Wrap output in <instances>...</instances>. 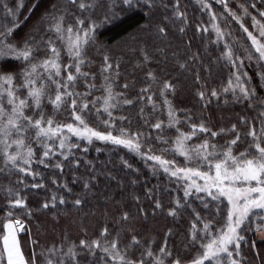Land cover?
Here are the masks:
<instances>
[{
  "label": "snow or ice",
  "instance_id": "snow-or-ice-1",
  "mask_svg": "<svg viewBox=\"0 0 264 264\" xmlns=\"http://www.w3.org/2000/svg\"><path fill=\"white\" fill-rule=\"evenodd\" d=\"M198 2L208 20L195 27L202 35L208 34L216 52L214 60L200 59L197 70L192 65L198 54L190 60L174 54L175 67L165 71L152 67L155 57L141 34L166 37L168 24L186 25L188 16L181 0H114L111 6L107 0L53 3L20 41L13 40V34L20 24L23 0L15 6L0 0V59L11 56L22 61L16 71L0 66V175L7 181L0 184L5 205L0 208L4 213L0 217V264H256V257L264 264V252L253 253L251 261L244 252L245 244L255 247L249 232L264 240V0ZM97 9H103L102 20L95 15ZM161 9L167 14L158 20ZM125 12L142 13L145 21L122 41L137 54L134 67L143 72L135 93L128 91L126 80L121 83L125 52L114 54L97 37L103 23ZM178 30L184 33L186 29ZM90 46L100 51L98 71L91 68ZM158 51L164 53V49ZM215 65L227 68V73L213 87L208 78ZM182 72L191 73L198 85L200 116L175 103L180 79L173 73ZM213 100L223 106L243 104L248 112L228 125L212 123L214 117L203 115V110L210 112ZM129 108L138 109L147 130L132 127ZM97 142L126 149L147 164L153 175L167 177L173 185L167 205L154 188L148 189L153 194L152 213L160 210L174 219L188 213L179 248L195 251L194 257L182 256L175 242L170 243L175 235L172 227H167L160 243L141 236L128 223L132 214L125 209L113 214L114 228L105 224L98 235L89 236L87 225L81 222L80 237L62 234L48 246L37 235L33 250L25 254L20 234L31 235L26 219L39 212L59 217L60 206L68 204L63 192L71 194L73 188L67 180L62 182L66 170L85 194L94 187L97 167L84 155ZM121 159L133 169L127 159ZM40 166L57 173L50 178L51 187ZM82 166L86 175L80 172ZM107 175L115 179L111 172ZM28 188L45 189L49 194L33 207L26 199ZM85 203L79 194L71 202L77 209ZM137 211L147 215L139 204Z\"/></svg>",
  "mask_w": 264,
  "mask_h": 264
},
{
  "label": "trees",
  "instance_id": "trees-1",
  "mask_svg": "<svg viewBox=\"0 0 264 264\" xmlns=\"http://www.w3.org/2000/svg\"><path fill=\"white\" fill-rule=\"evenodd\" d=\"M19 0H8L9 6H15ZM23 8L20 9V24L16 30H14L13 40L20 41L26 37L31 25L36 19L44 12L45 9H50L53 3L64 5L67 0H23ZM109 6L114 0H107ZM35 5V7H33ZM182 10H186L188 16V23L185 25L180 21H177L175 25L168 24V35L166 37H158L154 32L150 35L141 34L143 40L147 41L148 49L155 57L152 63V67L162 68L165 71H172L176 65L174 54L177 57H187L191 59L192 54H198V59L193 67L198 69L200 59L205 63L209 62V58H213L216 52L213 49V45L209 43L207 39V33L202 35L201 31L196 30V24H204L208 20L207 13L200 11V5L198 0H181ZM79 14L78 10H76ZM103 9H97L95 15L103 19ZM167 14L163 9L157 13V19ZM85 16L89 13H84ZM142 13H118L117 17L112 22H105L97 29V37L100 42L110 45L114 54H119L121 50L125 52V56L122 58L121 63V83L125 80L129 83V92L135 93L139 90L140 82L143 80V72L134 67L137 54L128 51L122 41L128 40V36L131 31L137 26V24L145 23L142 19ZM2 16V11H0ZM11 19V18H9ZM71 19V17H69ZM6 22V21H5ZM165 23H168L165 21ZM179 27H185V32H179ZM117 43H120V47L117 48ZM130 44L131 41H128ZM158 49H164V53L158 51ZM89 58L93 63L91 68L93 71L99 70L101 63L100 51L96 47L90 46L88 48ZM67 59V57H65ZM183 62V61H181ZM22 65V61L13 58L0 59V66L8 68L10 70H19ZM227 68H222L219 65L213 67V74L208 78L210 86H216L217 81L225 76ZM173 75H179L180 85L175 96V103L181 108L192 109L197 116L201 115V102L196 96L195 91L198 87L194 81L191 73H173ZM202 76H207L202 72ZM97 83H100L97 78ZM98 94V93H97ZM211 111L208 109L203 110V115H212L214 119L212 123L219 125H228L229 121L235 122L238 120L239 114L247 113L248 110L243 104H232L228 106L218 105L215 100L210 105ZM254 114V113H253ZM127 115L130 116L132 121V127L142 126L147 130V126L142 125V121L138 118V109L129 108ZM154 131V130H153ZM195 139V138H194ZM96 147H100L101 151L97 152ZM127 159L129 163L133 165V169H128L123 160ZM85 160L93 161L97 167V180L93 181L94 187L91 191L82 190L79 183H72V177L70 172L66 170L63 180H67L70 186L73 188V193L69 194L66 191L63 192L67 196L68 204L62 205L58 209L60 216L57 217L54 212H39L35 217L26 219V227L31 229V235L22 233L21 240L25 254H29L33 250L32 240L37 235L40 237L42 244L51 246L53 241L58 242L62 234H67L71 238L76 239L80 237V223L83 222L87 225L88 235H98L99 230L105 224L110 227H116L112 220L113 214L117 209L128 210L132 214V219L128 222L135 226L136 230L141 236H151L157 243L162 241V237L167 231V227H172L175 235L171 238L170 243L175 242L179 248L184 233L188 224V213L184 212L181 216L175 219L157 210L155 214L152 213L153 203L150 199L152 193L148 192V189L154 188L155 195L158 198H162L165 205H167L171 199L168 195L172 190L173 185L168 183V179L164 175H153L151 169L145 164L138 156L128 153L126 149L116 150L111 145L105 146L101 142H97L94 146L89 147L87 153L84 155ZM178 159H182L179 158ZM45 174V182L48 187L50 186V178L57 173L52 169H43ZM135 169H139L136 172ZM81 173H85V169L82 166L80 168ZM111 172L112 179L107 173ZM86 175V173H85ZM13 180L15 177L12 178ZM28 182H32V178L29 176ZM136 180V183H131L132 180ZM0 184H7V181L0 175ZM49 193L45 189H27L26 199L29 205L36 207L38 201H42ZM83 195L86 203L81 209L73 207L71 202L74 195ZM135 196H139L140 200L136 201ZM147 209V215L137 211V206ZM5 205L3 203V192H0V208ZM4 215L0 212V217ZM248 238L251 243H254L255 247L250 248L248 244L244 245V252L247 255L249 261L253 258V253L264 252V240H261L253 232L248 233ZM180 254L186 257H194L195 251L191 249L179 248ZM256 264H259V258L256 257Z\"/></svg>",
  "mask_w": 264,
  "mask_h": 264
},
{
  "label": "rangeland",
  "instance_id": "rangeland-1",
  "mask_svg": "<svg viewBox=\"0 0 264 264\" xmlns=\"http://www.w3.org/2000/svg\"><path fill=\"white\" fill-rule=\"evenodd\" d=\"M23 3H24V2H23ZM7 58H13V57L9 56V57H7ZM13 59H15V58H13ZM21 234H22V233H21ZM21 234H20V235H21ZM258 237H259V236H258ZM259 238H260V237H259Z\"/></svg>",
  "mask_w": 264,
  "mask_h": 264
}]
</instances>
